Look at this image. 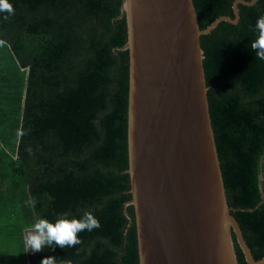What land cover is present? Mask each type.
Segmentation results:
<instances>
[{"label": "trees", "instance_id": "1", "mask_svg": "<svg viewBox=\"0 0 264 264\" xmlns=\"http://www.w3.org/2000/svg\"><path fill=\"white\" fill-rule=\"evenodd\" d=\"M235 1L194 0L201 29L235 18ZM10 2L13 13H0V193L8 229L90 212L99 228L77 233L78 245L29 252L31 264L49 255L56 264H139L134 207L126 210L131 221L125 213L132 195L123 0ZM238 8V23L222 21L201 40L228 203L240 209L231 213L261 259L264 61L250 45L264 0ZM233 238L239 264H248Z\"/></svg>", "mask_w": 264, "mask_h": 264}, {"label": "water", "instance_id": "2", "mask_svg": "<svg viewBox=\"0 0 264 264\" xmlns=\"http://www.w3.org/2000/svg\"><path fill=\"white\" fill-rule=\"evenodd\" d=\"M194 0H123L129 51L128 155L139 264H248L255 259L228 203L210 114ZM264 199V195L262 197ZM263 201V200H262ZM256 206V208L262 203ZM256 208L247 209L254 211ZM246 210V209H242Z\"/></svg>", "mask_w": 264, "mask_h": 264}, {"label": "clouds", "instance_id": "3", "mask_svg": "<svg viewBox=\"0 0 264 264\" xmlns=\"http://www.w3.org/2000/svg\"><path fill=\"white\" fill-rule=\"evenodd\" d=\"M0 13H13L10 0H0ZM6 18V17H5ZM254 32L255 39L251 42V49L255 52L256 59L264 61V14L257 17ZM29 205L33 201L28 202ZM100 223L92 213L85 212L79 218L69 217L64 214L49 222L47 218L41 217L35 220L26 233L27 248L25 252L35 253L44 248L54 250L55 247H72L81 243L77 233L82 231H92L99 228ZM40 264H56V258L49 255L42 257Z\"/></svg>", "mask_w": 264, "mask_h": 264}, {"label": "crops", "instance_id": "4", "mask_svg": "<svg viewBox=\"0 0 264 264\" xmlns=\"http://www.w3.org/2000/svg\"><path fill=\"white\" fill-rule=\"evenodd\" d=\"M28 230L20 226L8 229L5 195L0 193V264H31L29 252H25Z\"/></svg>", "mask_w": 264, "mask_h": 264}]
</instances>
